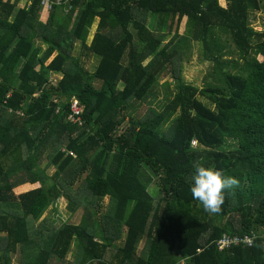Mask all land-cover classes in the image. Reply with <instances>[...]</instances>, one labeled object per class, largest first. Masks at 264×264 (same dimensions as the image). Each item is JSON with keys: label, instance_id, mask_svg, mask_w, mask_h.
<instances>
[{"label": "trees", "instance_id": "1", "mask_svg": "<svg viewBox=\"0 0 264 264\" xmlns=\"http://www.w3.org/2000/svg\"><path fill=\"white\" fill-rule=\"evenodd\" d=\"M39 1L0 0V207L16 209L0 210V264L17 248V264H69L73 242L75 264H264V29L250 27L264 0H71L42 13ZM191 41L213 64L203 87L182 76ZM76 43L97 58L92 74ZM165 74L175 97L132 115ZM73 100L81 126L67 121ZM197 164L239 181L217 215L192 198ZM61 197L80 222L35 230ZM252 232V247L219 249Z\"/></svg>", "mask_w": 264, "mask_h": 264}, {"label": "rangeland", "instance_id": "2", "mask_svg": "<svg viewBox=\"0 0 264 264\" xmlns=\"http://www.w3.org/2000/svg\"><path fill=\"white\" fill-rule=\"evenodd\" d=\"M220 5L222 7H227L228 2L227 0H219ZM66 10V8H65ZM185 18L183 19L182 23L178 27V33L179 35L183 34L185 31ZM98 23V19L94 20L90 30L89 34L86 39V45L90 44V41L92 39V36L96 30ZM250 27L253 28L254 31L260 32L264 29V12H254L250 15ZM39 44V42L37 43ZM40 45V44H39ZM41 48L43 51L47 48L45 45H41ZM72 55L75 58H79L81 61V64L83 66V69L87 71L89 74H92L97 66V58L90 55L86 49H84L81 44L76 43L73 47ZM202 53L199 43L191 41L189 49L187 51L185 60L182 62V76L187 82H190L191 84H194L197 87H203L204 84H206L207 81H212V79L209 77V73L213 70V64L204 60L202 61ZM238 55L231 54L229 56H225L224 59L231 60L233 58H236ZM179 64H175L173 68L178 67ZM173 72V71H172ZM172 76L169 74H165L162 76V78L159 81V84L154 88L153 93L151 97H149L144 102H137L134 101L132 104V115H135L137 118L145 117L148 114L149 110H152L157 113H161V111L164 109L166 104H168L176 95L175 91V81L171 80ZM55 81H59L61 79V76L54 75L53 76ZM97 85V84H96ZM123 86H121L122 88ZM203 103H206L210 107H214L209 101L206 99L201 98L200 99ZM167 128V127H166ZM165 128V129H166ZM46 161V156L44 158V163ZM10 164V160H7L5 162V168H7ZM56 169L55 167L49 168L47 171V175L50 177L49 184H52L54 182L52 176L54 175ZM150 193L155 197H158V191L154 184H152L149 187ZM54 209L57 210V213L54 212V210L49 209L43 218L34 224V227L38 231L41 227L43 232L48 235V229L51 228L54 224L61 225L62 219L63 221H68L73 224H78L81 220V213L82 208L78 209L73 215H70V206L69 202L65 200H59L57 202V205L55 204ZM110 209V203L108 197H106L103 200L102 209L101 211L103 213L107 212ZM1 211L4 212H13L15 213V208L12 207L10 204L0 207ZM43 220V223L41 221ZM51 221L52 223L50 224ZM54 223V224H53ZM44 224V225H43ZM2 234H0L1 236ZM5 235V234H4ZM36 235V234H34ZM3 244V242H1ZM118 246H121L123 244V241H119L116 243ZM144 246V240L141 241L139 245V250H141ZM78 253V249L76 247V243L73 242L71 251L68 255V262L69 264H75V259ZM20 255L21 251L20 249L16 251L14 255H12L11 263L17 264L20 261ZM182 262V261H180Z\"/></svg>", "mask_w": 264, "mask_h": 264}, {"label": "clouds", "instance_id": "3", "mask_svg": "<svg viewBox=\"0 0 264 264\" xmlns=\"http://www.w3.org/2000/svg\"><path fill=\"white\" fill-rule=\"evenodd\" d=\"M238 186L239 181L234 177H226L222 170L197 164L190 192L192 198L201 204L204 212L217 215L225 202V191Z\"/></svg>", "mask_w": 264, "mask_h": 264}, {"label": "built area", "instance_id": "4", "mask_svg": "<svg viewBox=\"0 0 264 264\" xmlns=\"http://www.w3.org/2000/svg\"><path fill=\"white\" fill-rule=\"evenodd\" d=\"M36 0H28L29 6H31ZM71 0H40V10L43 12L44 10L51 11L54 6L57 5H67ZM66 10L64 12H68L71 10L69 5L66 6ZM83 111V107L79 105V103L75 100L72 101L70 107V114L67 118V121L76 124L78 126L82 125L81 114ZM193 147H196V142H192ZM259 234L252 232L246 233L244 235H235L230 236L229 234H225L222 240L218 242V246L220 250L230 248L232 245L234 246H243V247H252L255 243V240L258 238Z\"/></svg>", "mask_w": 264, "mask_h": 264}, {"label": "crops", "instance_id": "5", "mask_svg": "<svg viewBox=\"0 0 264 264\" xmlns=\"http://www.w3.org/2000/svg\"><path fill=\"white\" fill-rule=\"evenodd\" d=\"M40 13H42L41 10H40ZM54 57H55V55L52 57V59L49 61V63L53 60ZM17 113H19V116H22V113H20V112H17ZM31 188H32V185H30V184H28V183H24V184L17 185V186L14 188L13 192H14L15 195H20V194H23V193L28 192V190L31 189ZM59 200H65V201H67L65 198L61 197L60 199H58V200L56 201V203H55L56 205H57V202H58ZM55 204H54L53 206H51L49 209L55 210V209H54ZM49 209H48V210H49ZM48 210H47V211H48ZM44 215H45V214H44ZM42 218H43V217H42ZM42 221H43V220H42ZM49 222H50V224L52 223L51 221H49ZM39 225H41V223H40ZM34 229L36 230L35 227H34ZM40 229L42 230V227H41ZM19 249H20V251H21V248H17V250H19Z\"/></svg>", "mask_w": 264, "mask_h": 264}]
</instances>
